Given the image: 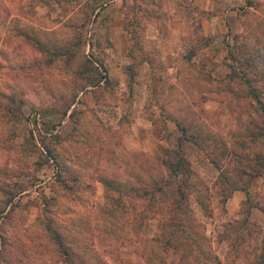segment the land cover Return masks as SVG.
<instances>
[{"label":"rangeland","instance_id":"1","mask_svg":"<svg viewBox=\"0 0 264 264\" xmlns=\"http://www.w3.org/2000/svg\"><path fill=\"white\" fill-rule=\"evenodd\" d=\"M233 2L176 39L194 0H0V264H258L264 0Z\"/></svg>","mask_w":264,"mask_h":264},{"label":"crops","instance_id":"2","mask_svg":"<svg viewBox=\"0 0 264 264\" xmlns=\"http://www.w3.org/2000/svg\"><path fill=\"white\" fill-rule=\"evenodd\" d=\"M234 0H194L197 7L195 9L203 11L207 15L197 14L189 19L186 18L184 8L180 12L170 17L171 24H174L173 30L176 33V39H179L184 32L189 31L190 23L198 24L200 33L207 35L212 33V27L218 23L222 28L228 26L230 29L237 30L241 26L240 12L241 4L233 2ZM190 22V23H189ZM215 29V27H214ZM196 31V30H195Z\"/></svg>","mask_w":264,"mask_h":264},{"label":"trees","instance_id":"3","mask_svg":"<svg viewBox=\"0 0 264 264\" xmlns=\"http://www.w3.org/2000/svg\"><path fill=\"white\" fill-rule=\"evenodd\" d=\"M261 105L263 107V116H264V103H262ZM167 161H168L167 168H169L172 171V175L173 176H176V174H179V173H181V174L184 173L185 174L186 171L189 170V168L187 167V164L185 163V160L182 158L181 155H177L176 158L168 159ZM171 183H173L172 179H170V178H166L165 179L164 178V179H162L160 184L155 185V190L157 192H159V195L161 194V196H163V195L165 196L166 191H164L163 188L164 187L165 188L171 187ZM176 188H179V185ZM147 194H148V192H147V189H146V190L143 191V195H147ZM179 196H180L179 197L180 199L176 202V204H175L176 207H182V205H184L183 203L185 201V199H184L185 194H182V192H180ZM170 235H171V233L166 234L165 231H162V237L166 238L165 243H169ZM258 264H264V252H262L260 254L259 259H258Z\"/></svg>","mask_w":264,"mask_h":264}]
</instances>
